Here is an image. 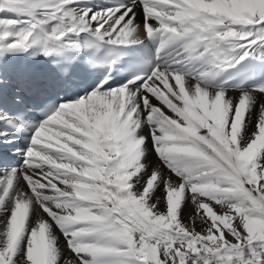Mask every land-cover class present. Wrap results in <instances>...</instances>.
<instances>
[{
	"label": "snow or ice",
	"instance_id": "snow-or-ice-1",
	"mask_svg": "<svg viewBox=\"0 0 264 264\" xmlns=\"http://www.w3.org/2000/svg\"><path fill=\"white\" fill-rule=\"evenodd\" d=\"M80 2L0 0V264H264V0H174L171 27L150 0ZM162 24L155 54L122 53L136 60L114 81L108 36ZM30 50L58 79L3 67ZM77 63L104 71L88 84ZM13 85L14 104L55 90L44 119L4 106Z\"/></svg>",
	"mask_w": 264,
	"mask_h": 264
},
{
	"label": "bare ground",
	"instance_id": "bare-ground-1",
	"mask_svg": "<svg viewBox=\"0 0 264 264\" xmlns=\"http://www.w3.org/2000/svg\"><path fill=\"white\" fill-rule=\"evenodd\" d=\"M227 0H213V4L209 5L207 4L206 0H185V3L187 4L186 11H220L222 10L221 5L226 3ZM174 3V0H150L149 5L147 7V11H149V14L151 17L158 19L163 22V24H168L169 27L175 22L173 20V17L175 15V9L172 7V4ZM99 5V6H98ZM81 7H91L93 11L100 10L101 7H109L111 6L109 3L106 2V0H81L80 2ZM137 12L140 13V18L142 19V10L137 8ZM91 14V13H90ZM163 24L160 26L162 27ZM119 27V25H117ZM158 28L155 25L151 26L149 30ZM112 32V27H109L105 30V32L101 33V35H108ZM126 34V38L130 41L134 42L137 45H141L140 47L142 50L149 51L150 47L148 45L147 41V35L145 34L144 27H134L132 25H125L124 27L120 28L118 32L114 36H108L107 40H125L126 38L123 37V35ZM23 53H19L16 55H7L4 57V64L3 67L5 68H12L14 67V64L18 59H20ZM232 94L238 95V92H234ZM11 138V137H9ZM24 140L17 139L15 145H11L9 147H15V146H24ZM1 149L4 148L3 145H0ZM11 154V153H9ZM14 161L18 164L22 162V158L20 156H14ZM189 212L186 211L185 216H187Z\"/></svg>",
	"mask_w": 264,
	"mask_h": 264
},
{
	"label": "rangeland",
	"instance_id": "rangeland-1",
	"mask_svg": "<svg viewBox=\"0 0 264 264\" xmlns=\"http://www.w3.org/2000/svg\"><path fill=\"white\" fill-rule=\"evenodd\" d=\"M98 6H99V5H98ZM185 214H186V212H185ZM187 214H188V213H187ZM187 216H188V215H187ZM187 216H186V217H187Z\"/></svg>",
	"mask_w": 264,
	"mask_h": 264
}]
</instances>
